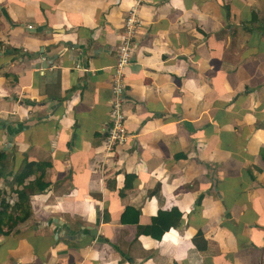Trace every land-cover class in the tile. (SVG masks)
Returning <instances> with one entry per match:
<instances>
[{
    "label": "crops",
    "instance_id": "1",
    "mask_svg": "<svg viewBox=\"0 0 264 264\" xmlns=\"http://www.w3.org/2000/svg\"><path fill=\"white\" fill-rule=\"evenodd\" d=\"M132 9L130 138L108 152ZM0 150L49 183L0 264H264V0H0Z\"/></svg>",
    "mask_w": 264,
    "mask_h": 264
},
{
    "label": "built area",
    "instance_id": "2",
    "mask_svg": "<svg viewBox=\"0 0 264 264\" xmlns=\"http://www.w3.org/2000/svg\"><path fill=\"white\" fill-rule=\"evenodd\" d=\"M31 27L29 25V28ZM143 27V20L138 11L132 9L124 23V36L117 48V64L112 75V106L104 139V146L108 152H113L116 146L124 145L130 138L126 128V113L123 108L127 93L124 69L133 59V47L136 45L138 34Z\"/></svg>",
    "mask_w": 264,
    "mask_h": 264
},
{
    "label": "trees",
    "instance_id": "3",
    "mask_svg": "<svg viewBox=\"0 0 264 264\" xmlns=\"http://www.w3.org/2000/svg\"><path fill=\"white\" fill-rule=\"evenodd\" d=\"M9 131L13 132L12 127L9 125ZM9 155L5 150H0V178H7L8 175H13L15 176V182L17 184L16 188V193L18 195L17 201L14 203V209L17 210L18 217L13 215L12 213H9L6 210V207L9 205L6 202V199L4 197V191L0 189V234H8L12 229H14V226L17 225L19 222L23 223L27 221L33 214V207L32 203L30 200V193L31 189H29L28 184H34L37 185L40 188V191L45 190L48 186L49 183L44 181V173H45V164H37L35 167L36 169H33V166L30 167V163H28L27 168L22 170L20 173H14L12 169L9 170L7 173L4 166L5 163L8 161ZM49 165V164H48ZM40 171L41 174H37L36 178L33 180L28 181L30 175L35 174L36 172ZM6 173V174H5ZM31 182V183H30ZM11 216V220L13 221L14 225L11 227H7L4 223V219H8ZM7 227L5 229L4 227Z\"/></svg>",
    "mask_w": 264,
    "mask_h": 264
},
{
    "label": "rangeland",
    "instance_id": "4",
    "mask_svg": "<svg viewBox=\"0 0 264 264\" xmlns=\"http://www.w3.org/2000/svg\"><path fill=\"white\" fill-rule=\"evenodd\" d=\"M10 156H12V154L10 155ZM11 166H14V164H11V159L10 160H8L6 163H5V166H4V168H5V170H6V172L8 173L9 172V170H10V168H11ZM15 168V167H14ZM22 171V167L17 171V172H21ZM16 171H14V173H15ZM12 176H14V174L12 175ZM34 177V175L32 174V175H30V177L29 178H33ZM13 179H15V178H13ZM11 181H12V179H11ZM31 183V182H30ZM7 184H5L4 182H0V189L1 190H3L4 189V192L6 193V194H9V192H10V195L12 196V192L14 193V190L12 189L13 187H11V186H9V185H7ZM12 185V184H11ZM34 184H33V188H34ZM29 187V189L30 188H32L31 187V184L28 186ZM8 196V195H7ZM9 203L8 204H11V199H9ZM7 207H9V205L7 206Z\"/></svg>",
    "mask_w": 264,
    "mask_h": 264
},
{
    "label": "clouds",
    "instance_id": "5",
    "mask_svg": "<svg viewBox=\"0 0 264 264\" xmlns=\"http://www.w3.org/2000/svg\"><path fill=\"white\" fill-rule=\"evenodd\" d=\"M132 62V61H131ZM112 97H113V92H112ZM126 101H127V93H126ZM125 101V102H126ZM111 106H112V98H111ZM123 108H124V106H123ZM125 111V110H124ZM110 112H111V108H110ZM127 115V114H126ZM109 120H110V118H109ZM109 123V122H108ZM108 123L106 124V126L108 125Z\"/></svg>",
    "mask_w": 264,
    "mask_h": 264
},
{
    "label": "water",
    "instance_id": "6",
    "mask_svg": "<svg viewBox=\"0 0 264 264\" xmlns=\"http://www.w3.org/2000/svg\"><path fill=\"white\" fill-rule=\"evenodd\" d=\"M47 64H45V66H46Z\"/></svg>",
    "mask_w": 264,
    "mask_h": 264
}]
</instances>
